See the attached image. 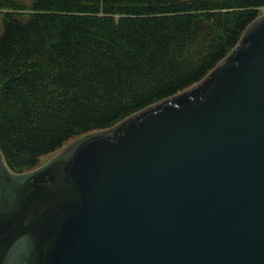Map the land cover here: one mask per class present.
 I'll return each instance as SVG.
<instances>
[{
	"label": "water",
	"instance_id": "95a60500",
	"mask_svg": "<svg viewBox=\"0 0 264 264\" xmlns=\"http://www.w3.org/2000/svg\"><path fill=\"white\" fill-rule=\"evenodd\" d=\"M0 264H264V14L200 81L44 164L0 151Z\"/></svg>",
	"mask_w": 264,
	"mask_h": 264
},
{
	"label": "trees",
	"instance_id": "16d2710c",
	"mask_svg": "<svg viewBox=\"0 0 264 264\" xmlns=\"http://www.w3.org/2000/svg\"><path fill=\"white\" fill-rule=\"evenodd\" d=\"M264 0H0V151L26 172L194 85Z\"/></svg>",
	"mask_w": 264,
	"mask_h": 264
},
{
	"label": "rangeland",
	"instance_id": "374dc122",
	"mask_svg": "<svg viewBox=\"0 0 264 264\" xmlns=\"http://www.w3.org/2000/svg\"><path fill=\"white\" fill-rule=\"evenodd\" d=\"M16 3H24V4H27L30 0H14ZM260 12H264V7L260 8ZM78 137H81V136H78ZM78 137L76 138H72L71 140H68L67 142H65L63 144V147H66L67 145H69L72 141H74L75 139H77ZM61 147L60 149L56 150L55 152L53 153H46V154H43L42 156H40L39 160H38V165H42L44 164L45 162H47L48 160H50L51 158H53L58 152H60L62 150Z\"/></svg>",
	"mask_w": 264,
	"mask_h": 264
},
{
	"label": "built area",
	"instance_id": "2783aa9c",
	"mask_svg": "<svg viewBox=\"0 0 264 264\" xmlns=\"http://www.w3.org/2000/svg\"><path fill=\"white\" fill-rule=\"evenodd\" d=\"M264 13V12H263Z\"/></svg>",
	"mask_w": 264,
	"mask_h": 264
}]
</instances>
